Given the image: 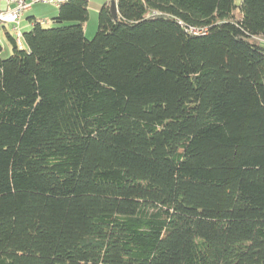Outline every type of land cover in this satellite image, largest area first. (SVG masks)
<instances>
[{"label":"trees","instance_id":"1","mask_svg":"<svg viewBox=\"0 0 264 264\" xmlns=\"http://www.w3.org/2000/svg\"><path fill=\"white\" fill-rule=\"evenodd\" d=\"M115 2L6 34L0 264H264V0Z\"/></svg>","mask_w":264,"mask_h":264},{"label":"rangeland","instance_id":"2","mask_svg":"<svg viewBox=\"0 0 264 264\" xmlns=\"http://www.w3.org/2000/svg\"><path fill=\"white\" fill-rule=\"evenodd\" d=\"M88 1V19L84 23L83 30L84 35L87 39H91L98 26V10L102 4L108 0H87ZM240 0H236L239 3ZM12 7L11 5L9 8ZM55 13V14H54ZM57 6L47 4V3H34L31 5L30 9L27 10L18 22V30L20 32L19 46L23 45V33L29 31L32 27L29 17H33L37 22H40L43 27L50 28L56 26L50 21L51 15H57ZM70 22H64L61 25H70ZM6 34L16 39V31L13 30L12 24H3L0 22V46L1 53L0 57L2 59L8 58L12 53V45L7 39ZM260 44L264 46V40L260 41Z\"/></svg>","mask_w":264,"mask_h":264},{"label":"built area","instance_id":"3","mask_svg":"<svg viewBox=\"0 0 264 264\" xmlns=\"http://www.w3.org/2000/svg\"><path fill=\"white\" fill-rule=\"evenodd\" d=\"M67 0H0V22L3 24H12L13 30L16 31V42L20 41V32L18 22L23 14L30 9L34 3H47L59 6ZM12 6L9 8V6Z\"/></svg>","mask_w":264,"mask_h":264},{"label":"water","instance_id":"4","mask_svg":"<svg viewBox=\"0 0 264 264\" xmlns=\"http://www.w3.org/2000/svg\"><path fill=\"white\" fill-rule=\"evenodd\" d=\"M109 9H110V14L113 19L117 17V10H116V2L115 0H110L109 3Z\"/></svg>","mask_w":264,"mask_h":264},{"label":"crops","instance_id":"5","mask_svg":"<svg viewBox=\"0 0 264 264\" xmlns=\"http://www.w3.org/2000/svg\"><path fill=\"white\" fill-rule=\"evenodd\" d=\"M55 14V13H54ZM51 16H53V15H51ZM32 24V23H31Z\"/></svg>","mask_w":264,"mask_h":264}]
</instances>
